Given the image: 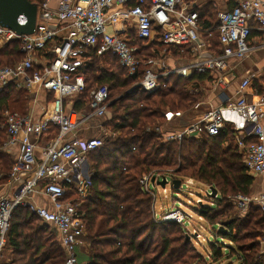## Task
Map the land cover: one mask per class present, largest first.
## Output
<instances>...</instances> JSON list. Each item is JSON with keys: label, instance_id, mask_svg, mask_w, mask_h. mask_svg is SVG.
<instances>
[{"label": "built area", "instance_id": "1", "mask_svg": "<svg viewBox=\"0 0 264 264\" xmlns=\"http://www.w3.org/2000/svg\"><path fill=\"white\" fill-rule=\"evenodd\" d=\"M185 0H60L58 9L49 7L46 0L37 18L32 35L19 36L0 25V42L5 46L20 43L23 59L12 67L0 66V93L15 85L28 93L43 90L52 96L39 104V116L5 112L3 126L7 136L3 151L17 148L8 181L0 185V264L8 245L11 218L16 209L24 208L39 218L42 225L51 227L65 254L63 264L82 263L80 250L88 245L83 205L89 195L91 169L89 156L105 146L109 135L117 136L104 127L112 118L110 91L107 86L93 89L89 94V110L79 113L74 102L85 92L87 83L83 69L89 62V53L97 56L111 54L132 78L142 73L134 85L147 95L161 88V80L170 75L188 78L193 73L208 75L210 81L190 90L195 95L206 91L205 84L216 88L225 86L223 76L229 69L228 61H244L252 51L250 36L255 29L261 32L264 42V3L262 0H238L237 4L218 15L216 28L220 42L218 55L205 57V41L201 37L199 13L190 10ZM115 8L119 11L112 12ZM125 16L132 23L134 33H110L109 28L120 25L119 17ZM150 45L154 41L165 47H191L192 62L170 71H163V64L155 58L141 61L134 39ZM160 70V71H159ZM216 74L217 78H213ZM252 84L244 79L241 90ZM211 87V88H212ZM201 106L198 101L191 110ZM190 110V111H191ZM189 111V112H190ZM185 113L167 111L165 124L148 128L164 142L200 139L203 135L217 137L225 130V123H235L232 148L236 149L250 175H264V95L252 103L245 97L229 100L204 117L176 132H166L164 125L183 118ZM102 120L95 135L90 122ZM95 129V128H94ZM155 182L152 183V180ZM158 182L173 186L168 174L144 176L141 190L156 198ZM207 195L212 197L209 189ZM45 198L50 207L36 202ZM240 207L256 204L264 212V194L243 196ZM161 222L183 224L185 213L175 209L164 212ZM264 259V241L262 242Z\"/></svg>", "mask_w": 264, "mask_h": 264}, {"label": "trees", "instance_id": "2", "mask_svg": "<svg viewBox=\"0 0 264 264\" xmlns=\"http://www.w3.org/2000/svg\"><path fill=\"white\" fill-rule=\"evenodd\" d=\"M29 1L41 7L46 0ZM199 19L200 22V14ZM201 24L204 33L215 35L217 27L206 21ZM134 45L139 48L137 56L141 61L157 57L159 49L165 47L158 41L147 45L136 38ZM22 59L17 41L0 50V66L12 67ZM89 59L82 71L87 87L73 108L79 113H87L90 92L107 86L112 118L104 127L111 134H119L109 135L105 146L88 158L90 190L83 205L87 228L83 241L88 245V264H194L204 260L187 239L183 226L157 219L152 197L140 188L139 181L144 175L168 171L174 172L175 178L182 182L192 179L203 184L206 193L207 188L217 191L215 198H209L212 204L201 205L198 211V215L209 221L213 228L219 225L213 234L216 242L209 243L210 256L214 260L221 259L223 250H227L237 258L238 264H264L258 255V243L240 244L241 240H259L263 235L249 232L242 235L244 224L228 215L227 196L237 193L250 196L254 184L238 151L225 146L230 135L222 132L217 137L203 135L200 139L164 142L156 133L147 132L148 128L165 124L167 111L188 113L199 101L190 88L209 81L208 75L193 73L188 78L170 75L161 80L158 91L147 95L142 89L134 88L142 73L128 77L127 71L111 54L99 57L91 51ZM28 94L15 85L0 93V185L8 181L13 165L3 151L7 139L2 129L3 112L21 100L16 97ZM184 184L181 183L178 191ZM219 217L226 219L217 222ZM249 218L254 226H264V212L259 207ZM6 249L12 257L4 264L65 262L55 231L42 225L36 215L24 208L16 209L12 215Z\"/></svg>", "mask_w": 264, "mask_h": 264}, {"label": "crops", "instance_id": "3", "mask_svg": "<svg viewBox=\"0 0 264 264\" xmlns=\"http://www.w3.org/2000/svg\"><path fill=\"white\" fill-rule=\"evenodd\" d=\"M59 1L60 0H50L49 7L57 10ZM262 1L264 3V0ZM184 2L190 10L198 12L202 17L199 25L202 29L201 37L206 43V47L203 49L204 56L209 57L221 53L217 31H215V35H211L208 32L204 33L201 23L202 21H206V24L210 25L211 23L213 27L215 26L214 28H216L219 13L230 11L237 4L238 0H185ZM119 10H121V8H115L112 12ZM119 23L120 25L111 29L109 28V32H116L122 36L127 34L134 38V29L130 20L125 16H120ZM213 38H215V41ZM249 42L252 51L244 61H237L235 59H230L228 61L229 69L223 74V76L227 79V84L216 88H213L212 86L211 88L209 84H205L207 89H205L206 91H204L202 95L203 97L199 99L201 103L199 109L194 111L191 110L190 112L184 114L183 118L180 120L164 125L166 132H176L192 122L201 120L211 109H217L229 100L237 101L238 99L245 97L252 103L259 102L260 97L264 95V42L261 38V32L258 29H255L252 32ZM5 47L6 46L0 42V50H3ZM158 53L157 59L163 64L162 72L170 71L179 66H187L193 60L191 47L189 46L178 48L162 47L159 49ZM217 77H219L218 74H216L213 78ZM246 78H251L252 84L250 87L246 88L245 91H242L240 87ZM28 95L30 97L29 101L31 100L30 107L26 109L24 113L19 114L23 116L30 114L36 120L39 116V104H45L48 102L51 95H48L43 90H36L35 93H29ZM101 122L103 121L97 119L90 122L91 125H93V130H87L86 133L88 135H95V132L97 133V128ZM234 127L235 123L232 121H227L225 123V130L223 133H228L230 135V139L225 145L227 149H230L233 146L231 139L234 135ZM16 153L17 148H14L12 152L4 151L5 155L11 157L12 162L15 159ZM251 176L254 178L251 196L264 194V175ZM35 200L41 206L50 207L49 201L45 198L38 197ZM80 260L82 263H88L89 256L86 249L80 250ZM10 261L11 259H8L5 263Z\"/></svg>", "mask_w": 264, "mask_h": 264}, {"label": "rangeland", "instance_id": "4", "mask_svg": "<svg viewBox=\"0 0 264 264\" xmlns=\"http://www.w3.org/2000/svg\"><path fill=\"white\" fill-rule=\"evenodd\" d=\"M39 12L40 11L38 10V14ZM202 88L207 89V86H202ZM203 93L201 92L199 95H197V98H202ZM16 98L21 100L18 101L14 106H12V109L5 110L3 114L5 112L24 113L26 109L30 107L31 100L29 101V95ZM8 157L11 160V157ZM166 174L173 178V180H178L175 178L176 175L174 172L168 171L166 172ZM157 175H162V173H158ZM181 183H185L181 191H178L180 188L175 189L172 185L168 184H166L164 188L159 185L158 187L156 186L157 197H152L155 214H157L159 218L161 215H163L164 212H169L172 210L174 211L175 209H178L185 213L186 217L184 219V222L180 225L183 226L187 239L193 243L192 246L194 247L195 251L204 257V260H201V262H196L194 264H238L237 258L227 250H223V256L219 260H214L210 256L211 249L209 243L216 242V238L213 236V234L216 233V229H218L219 225H217L216 228H213L212 224L209 221L203 219L198 215V211L200 210V208H202L201 205L212 204L209 201L210 197H207L206 186H204L203 184H199L192 179H186L184 182L181 181ZM209 189L210 188H207V191ZM241 197H243V195H240V193L227 196V205H229L228 215H230L234 219H239L240 223L244 224V226L242 227V235H245V233L247 232L251 233L252 235H255L254 233H261V235H263V237L259 240H256L255 238H249L240 241L241 245L250 244L252 242L258 243V255L263 259L262 242L264 241V226H262V228L254 226V222H252L251 218H249L250 215L254 212V209H256V207L258 206L256 204H251L245 209H242V207H240ZM225 217H219L217 219V222L224 221V219H226ZM11 257L12 255L10 254L9 250H4L1 263H5V261L11 259Z\"/></svg>", "mask_w": 264, "mask_h": 264}, {"label": "water", "instance_id": "5", "mask_svg": "<svg viewBox=\"0 0 264 264\" xmlns=\"http://www.w3.org/2000/svg\"><path fill=\"white\" fill-rule=\"evenodd\" d=\"M38 18V5L29 0H0V25L11 30L19 36L32 35L36 29ZM130 93V92H129ZM155 179L152 180V183ZM165 187V182H158ZM181 181L175 180L173 187L179 189ZM212 197L217 196V191L212 188Z\"/></svg>", "mask_w": 264, "mask_h": 264}]
</instances>
